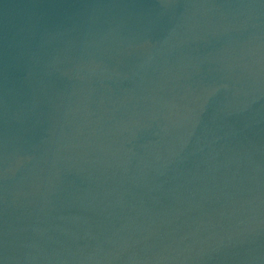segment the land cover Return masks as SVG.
<instances>
[{"label": "water", "instance_id": "1", "mask_svg": "<svg viewBox=\"0 0 264 264\" xmlns=\"http://www.w3.org/2000/svg\"><path fill=\"white\" fill-rule=\"evenodd\" d=\"M0 264H264V0H0Z\"/></svg>", "mask_w": 264, "mask_h": 264}]
</instances>
